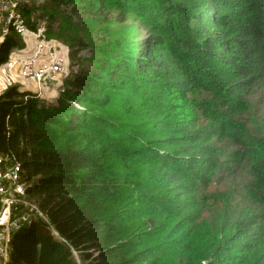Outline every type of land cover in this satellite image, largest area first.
Here are the masks:
<instances>
[{
    "label": "trees",
    "instance_id": "obj_1",
    "mask_svg": "<svg viewBox=\"0 0 264 264\" xmlns=\"http://www.w3.org/2000/svg\"><path fill=\"white\" fill-rule=\"evenodd\" d=\"M80 1L147 33L54 102L19 87L0 97V154L50 222L18 229L8 264H264V120H242L264 90V0ZM49 4L25 5L32 28ZM16 43L0 44V64ZM122 94L154 136L113 122ZM223 139L247 177L228 180Z\"/></svg>",
    "mask_w": 264,
    "mask_h": 264
},
{
    "label": "built area",
    "instance_id": "obj_2",
    "mask_svg": "<svg viewBox=\"0 0 264 264\" xmlns=\"http://www.w3.org/2000/svg\"><path fill=\"white\" fill-rule=\"evenodd\" d=\"M26 4L25 0H0V42L17 41L6 61L0 64V97L15 87L29 90L38 98L52 91L58 94L69 76L68 50L48 38V18L31 27L25 16ZM34 216L50 224L39 206L28 199L20 164L5 160L0 154V264H8L14 233L30 226ZM50 230L65 243L52 226Z\"/></svg>",
    "mask_w": 264,
    "mask_h": 264
},
{
    "label": "rangeland",
    "instance_id": "obj_3",
    "mask_svg": "<svg viewBox=\"0 0 264 264\" xmlns=\"http://www.w3.org/2000/svg\"><path fill=\"white\" fill-rule=\"evenodd\" d=\"M25 1L27 4L34 1L37 6L50 2L46 10H41L47 13L45 17L49 19L47 36L63 44L68 50L69 55V76L65 79L64 85L59 88L61 90H64L66 81L70 77L73 78L74 74L85 70H94L95 63L105 53H112L122 48L134 49L147 33L140 18L136 15H129L125 18L114 10L100 13V11L92 10L88 5L82 1L78 2V0H70L68 4L63 3H66L67 0ZM34 15L36 13L30 14V16ZM35 22L37 24L36 20ZM9 53H11V50L8 51ZM59 92L56 94L52 91L46 96L41 97V99L44 102H54ZM249 100L251 108L248 113L242 115V120H253V116L264 120V90L259 89L249 97ZM127 102H130V105H128L130 109L138 107V101L131 99L129 95L122 94L116 96L113 108L110 111L111 118L114 120L112 121L128 135L139 138L154 136L151 126L145 123V118L142 114L135 110L133 112L127 111L124 106ZM253 127L257 128L256 125ZM221 145L227 152V161L224 162L227 165L224 166L230 171L228 180L234 179L240 174L247 177L248 171L239 168L229 155L232 150H237L240 147H236L237 145L231 139L221 140ZM222 172L225 174V171L222 170ZM222 172H217V176L220 179L223 177ZM223 180H225V177ZM77 255V262L82 264V257Z\"/></svg>",
    "mask_w": 264,
    "mask_h": 264
},
{
    "label": "water",
    "instance_id": "obj_4",
    "mask_svg": "<svg viewBox=\"0 0 264 264\" xmlns=\"http://www.w3.org/2000/svg\"><path fill=\"white\" fill-rule=\"evenodd\" d=\"M0 44H2V43L0 42Z\"/></svg>",
    "mask_w": 264,
    "mask_h": 264
}]
</instances>
